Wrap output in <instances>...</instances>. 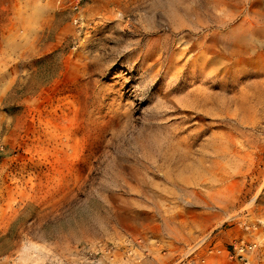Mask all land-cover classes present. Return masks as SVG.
Segmentation results:
<instances>
[{
	"label": "rangeland",
	"instance_id": "1",
	"mask_svg": "<svg viewBox=\"0 0 264 264\" xmlns=\"http://www.w3.org/2000/svg\"><path fill=\"white\" fill-rule=\"evenodd\" d=\"M232 1L0 0V264H240L264 0Z\"/></svg>",
	"mask_w": 264,
	"mask_h": 264
},
{
	"label": "built area",
	"instance_id": "2",
	"mask_svg": "<svg viewBox=\"0 0 264 264\" xmlns=\"http://www.w3.org/2000/svg\"><path fill=\"white\" fill-rule=\"evenodd\" d=\"M87 0H57L58 4L63 5L71 10L77 21L83 4ZM78 16V17H77ZM238 217L241 219L231 218L232 225L238 227L235 231V237L231 239L228 247V255L240 264H254L256 261L264 264V221L250 220L249 214L244 211Z\"/></svg>",
	"mask_w": 264,
	"mask_h": 264
},
{
	"label": "bare ground",
	"instance_id": "3",
	"mask_svg": "<svg viewBox=\"0 0 264 264\" xmlns=\"http://www.w3.org/2000/svg\"><path fill=\"white\" fill-rule=\"evenodd\" d=\"M233 1H234V0H233ZM233 1H232V2H233ZM241 1H242V0H241ZM244 1H247V0H244ZM214 2H217V3H218V1H214ZM235 2H236V1H235ZM220 3H221V2H220ZM222 3L225 5V3H224L223 1H222ZM233 3H234V2H233ZM238 3H239V2H238ZM245 3H246V2H245ZM250 3H251V8L248 9V14H250V13H252V12L255 13V12L257 11V10H256L257 7H258V9L261 10V8H259V5H260L261 3H259L258 0H253V1L251 0ZM215 4H216V3H215ZM228 4H229V3H228ZM219 5H220V4H219ZM229 5H230V4H229ZM234 5H235V4H234ZM240 5H241V3H240ZM248 5H249V4H248ZM228 7H229V6H228ZM234 7H235V6H234ZM237 7H238V6H237ZM253 7H254L255 9H253ZM260 7H261V6H260ZM225 8H226V7H225ZM244 8H245V7H244ZM227 9H228V8H227ZM229 9H231V8L229 7ZM240 9H241V8H240ZM236 10H237V9H236ZM222 11H224V9H223ZM232 11H233V10H232ZM240 11H241V10H240ZM246 11H247V10H246ZM246 11H245V12H246ZM224 12H225V11H224ZM243 12H244V11H243ZM222 13H223V12H222ZM233 13H234V12H233ZM237 13H239V12H237ZM237 13H236V14H237ZM258 13H259V11H258ZM261 13H262V12H261ZM228 14H229V13H228ZM243 14H244V13H243ZM248 14H247V16L249 17ZM262 14H264V13H262ZM262 14H261V15H262ZM222 15H223V14H222ZM223 16H224V15H223ZM238 16H239V15H238ZM255 16H256V15H255ZM230 17H231V16H230ZM248 17H247V18H248ZM252 17H253V16H252ZM222 18H224V17H222ZM227 18H228V17H227ZM242 18H243V17H242ZM250 18H251V17H250ZM255 18H256V17H255ZM260 18H261V17H260ZM231 19H234V17H231ZM240 19H241V18H240ZM256 19H258V18H256ZM256 19H255V20H256ZM222 20H223V19H222ZM249 20H252V19H248V21H247V19L243 18V19H242V22H244V23L247 22V23L250 24ZM255 20H253V21L255 22ZM228 21H229V20H228ZM238 21H241V20H238ZM224 22H225V21H224ZM256 22H257V21H256ZM230 23H231V22H230ZM252 23H253V22H252ZM221 24H222V23H221ZM223 24H224V23H223ZM256 24H257V23H256ZM261 24L264 25V22H262ZM234 25H235V24H234ZM240 25H241V24H240ZM250 25H251V24H250ZM229 26H230V25H229ZM238 26H239V25H238ZM238 26H237V27H238ZM242 26L244 27L245 24H242ZM231 27H236V26H231ZM245 27H246V26H245ZM255 27H257V26H255ZM261 27H262V26H261ZM229 28H230V27H229ZM247 28H248V27H247ZM249 29H250V26H249ZM258 29H259V28H258ZM246 30H247V29H245V31H246ZM252 30H253V29H252ZM260 30H261V29H260ZM247 31H249V30H247ZM254 31H255V30H254ZM257 31H258V30H257ZM262 31H264V28H262ZM249 32H250V31H249ZM252 32H253V31H252ZM258 32H259V31H258ZM244 33H245V32H244ZM250 33H251V32H250ZM222 34H223V33H222ZM241 34H242V33H241ZM241 34H240V35H241ZM251 34H253V33H251ZM257 34H258V33H257ZM259 34H260V33H259ZM259 34H258V35H259ZM211 35H212V34H211ZM243 35L246 36V33L243 34ZM204 36H205V35H204ZM238 36H239V35H238ZM205 37H206V36H205ZM212 37H213V36H212ZM250 37H251V36H250ZM201 38H202V37H201ZM209 38H210V36H209ZM209 38H208V39H209ZM252 38H253V36H252ZM197 39H198V38H197ZM204 39H205V38H204ZM206 39H207V37H206ZM208 39H207V40H208ZM211 39H212V38H211ZM240 39H241V38H240ZM243 41H244V40H243ZM250 41H251V40H250ZM206 42H207V41H206ZM237 42H238V41H237ZM247 42H248V41H246V43H247ZM222 43H223V42H222ZM192 44H193V43H192ZM207 44H209V43H207ZM205 45H206V44H205ZM205 45H204V46H205ZM210 45H211V44H210ZM188 46H189V44H188ZM194 46H195V45H194ZM198 46H199V45H198ZM206 46H208V45H206ZM228 46H229V45H228ZM212 47H213V45H212ZM247 47H248V46H247ZM196 48H197V47H196ZM199 48H201V47H199ZM193 49H194V48H193ZM214 49H215V48H214ZM191 50H192V49H191ZM202 50H205V49L203 48ZM210 50H211V49H210ZM211 51H212V50H211ZM214 51H215V50H214ZM198 52H199V51H198ZM209 52H210V51H209ZM212 52H213V51H212ZM217 52H218V51H217ZM217 52H216V53H217ZM216 53H215V54H216ZM209 54H210V53H209ZM210 57H211V56H210ZM195 59H196V58H195ZM207 59H208V58H207ZM193 60H194V59H193ZM198 60H199V59H198ZM197 63H198V62H197ZM195 64H196V63H195ZM210 64H211V63H210ZM205 66H206V64H205ZM229 66H230V65H229ZM226 72H227V71H226ZM193 248H194V247H193ZM189 250H190V249H188V251H189ZM208 260H209V259H208ZM209 261H210V260H209Z\"/></svg>",
	"mask_w": 264,
	"mask_h": 264
},
{
	"label": "crops",
	"instance_id": "4",
	"mask_svg": "<svg viewBox=\"0 0 264 264\" xmlns=\"http://www.w3.org/2000/svg\"><path fill=\"white\" fill-rule=\"evenodd\" d=\"M256 262H257L258 264H261L259 261H256ZM256 262H255V263H256Z\"/></svg>",
	"mask_w": 264,
	"mask_h": 264
}]
</instances>
